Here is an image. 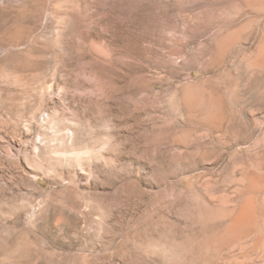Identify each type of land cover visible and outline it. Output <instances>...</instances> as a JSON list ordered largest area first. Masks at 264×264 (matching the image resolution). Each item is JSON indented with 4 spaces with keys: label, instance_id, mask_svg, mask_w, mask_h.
<instances>
[{
    "label": "rangeland",
    "instance_id": "1",
    "mask_svg": "<svg viewBox=\"0 0 264 264\" xmlns=\"http://www.w3.org/2000/svg\"><path fill=\"white\" fill-rule=\"evenodd\" d=\"M0 264H264V0H0Z\"/></svg>",
    "mask_w": 264,
    "mask_h": 264
}]
</instances>
